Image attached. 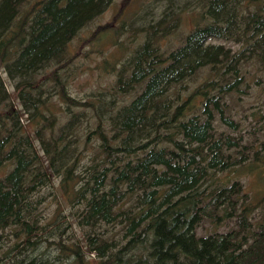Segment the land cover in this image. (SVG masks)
<instances>
[{
    "label": "trees",
    "instance_id": "trees-1",
    "mask_svg": "<svg viewBox=\"0 0 264 264\" xmlns=\"http://www.w3.org/2000/svg\"><path fill=\"white\" fill-rule=\"evenodd\" d=\"M112 1L0 0V264H264V190L220 175L264 164L227 103L251 85L247 63L264 88V0H193L192 27L164 49L180 21L166 0L111 87L75 98L70 42ZM108 26L93 36L123 48ZM205 221L227 230L198 235Z\"/></svg>",
    "mask_w": 264,
    "mask_h": 264
},
{
    "label": "rangeland",
    "instance_id": "rangeland-1",
    "mask_svg": "<svg viewBox=\"0 0 264 264\" xmlns=\"http://www.w3.org/2000/svg\"><path fill=\"white\" fill-rule=\"evenodd\" d=\"M124 1L113 0L98 17L84 26L70 42L68 55L72 59L66 73L68 76V92L75 98L91 99L96 92L107 90L111 87L116 79L113 71L129 55L133 47L142 40L140 33H133V31L140 25L150 21V19L156 20L165 4L170 3L172 5L174 8L173 15L180 13V21L177 30L165 41H161V46L164 49L174 48L182 43V36L193 25V13L200 10L199 4H195L196 2L193 0L190 2L191 7L186 11L182 7L184 5L182 2L185 0H171L169 3L166 0H128L126 4ZM190 9L192 10L190 11ZM99 25H111V27H108L113 29L117 40L121 39L123 48L118 49L117 46L111 43L109 32H105V35H97L95 38L93 34ZM115 27L116 29L120 28V34H115ZM131 36L132 38L128 41V37L130 38ZM229 45L234 50L241 47V43H230ZM249 64L247 63L249 73L246 74V79L248 83L250 81L251 85L247 88L244 84L239 91L229 94L227 103L234 119L240 122L239 130L233 132V134L246 139L251 145V149L255 150L260 149L261 143L264 142V120L261 118L260 112L264 111L261 107L264 101V88L254 84L256 68L254 65ZM260 72L264 78L263 72ZM2 77L7 85V90L9 92L12 91L13 86L10 85L11 83H9L6 74L2 73ZM131 97L132 94H129L124 99L129 100ZM122 101L124 100L121 98ZM50 105L58 110L61 104L56 98H51ZM221 129H225V127L221 126ZM92 150L93 148H90L87 154ZM219 174H217V178ZM220 175L222 177L230 175L228 177L231 179L244 181L245 187L253 195H256L260 190H264V164L262 163H259V166L253 172H248L245 169H234V171ZM54 190L55 188L52 187L42 190L44 200L41 204V209L44 221L51 217L57 205V198L53 194ZM68 210L72 209L68 206V209L63 211L66 221L71 222V228L67 230L68 235L73 234L78 239H81L87 229L79 227L74 222L75 218L72 220L69 216ZM225 230H227L225 225L212 227L209 221H205L197 228V233L198 235L213 232L223 233ZM86 255H84V258L95 259L94 253Z\"/></svg>",
    "mask_w": 264,
    "mask_h": 264
}]
</instances>
